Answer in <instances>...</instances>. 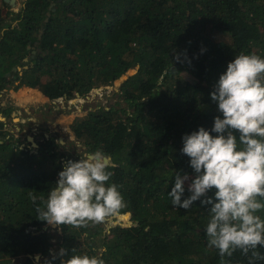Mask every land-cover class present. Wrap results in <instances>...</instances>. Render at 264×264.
<instances>
[{"label":"trees","instance_id":"obj_1","mask_svg":"<svg viewBox=\"0 0 264 264\" xmlns=\"http://www.w3.org/2000/svg\"><path fill=\"white\" fill-rule=\"evenodd\" d=\"M2 3L0 94L29 85L50 99L69 100L139 67L121 82L112 104H97L70 125L84 151L111 156L107 183L120 186L130 224L60 225L51 232L36 208L46 206L64 164L81 153L49 125V136L33 131L38 146H28L11 128L17 107L0 109V264H43L53 256L52 264H61L72 255L104 264H220L218 250L208 246L207 207L196 201L189 210L176 208L168 192L175 172L195 175L181 151L183 136L223 118L211 92L228 63L241 53L264 58V0H24L6 12ZM187 183L182 200L191 195ZM256 214L264 220V210ZM62 248L67 252L59 257ZM257 250L264 255V247ZM250 256L238 249L224 260L249 264Z\"/></svg>","mask_w":264,"mask_h":264},{"label":"clouds","instance_id":"obj_2","mask_svg":"<svg viewBox=\"0 0 264 264\" xmlns=\"http://www.w3.org/2000/svg\"><path fill=\"white\" fill-rule=\"evenodd\" d=\"M211 100L218 104L223 118L216 116L210 130L200 127L183 136L181 151L190 157L195 175L175 172L168 195L176 208L189 210L196 201L207 207L208 246L218 250L220 264H226L225 256L232 257L238 249L244 255L251 253L249 264H255L264 260L257 250L264 247V220L256 214L264 210V58L236 55L219 77ZM109 167V159L100 150L79 161L68 160L46 202L39 198L46 206L36 208L37 219L80 228L120 216L127 205L120 186L107 183L113 175ZM186 182L191 195L182 200ZM213 190L214 196L208 195ZM30 199L36 204L38 198L30 193ZM66 252L62 248L58 256ZM52 260L46 259L44 264H52ZM61 264L104 261L96 256L72 255Z\"/></svg>","mask_w":264,"mask_h":264},{"label":"rangeland","instance_id":"obj_3","mask_svg":"<svg viewBox=\"0 0 264 264\" xmlns=\"http://www.w3.org/2000/svg\"><path fill=\"white\" fill-rule=\"evenodd\" d=\"M23 1L24 0H16L15 6L11 5L12 9L19 10ZM2 4L5 12L10 10V8L6 7L7 5L5 3ZM11 19L12 18L9 16L8 21L14 24L16 21H10ZM37 52L38 50L33 51L32 55L35 57ZM138 67L139 66L137 65L131 67L111 84L100 85L94 88L87 96L77 95L70 100H66L65 97L60 99H50L41 89L29 85H21L18 88H7L0 94V109L7 103H12L17 107L18 114L14 116L15 123L12 122L11 128L16 132H20L17 134H22L19 141H22V139L27 137L28 146L35 148L36 146L34 144L38 143V138L37 135H34L33 131L43 129L44 133L48 134L50 131L46 130V127L49 125L54 131L58 132L59 139L63 136L64 142L62 143H69L71 141V143L68 144L72 145L71 151L76 155H78L77 153H81L79 159L76 160L79 161L91 152L84 151L83 149L86 146L81 143L74 133H72L70 129L72 121L76 116L86 114L89 109L95 107L97 104H112L119 96L118 89L121 82L129 75L135 73L138 70ZM182 74L187 78H193L192 74L188 71H183ZM26 87H32V90H27ZM24 88H26V93H22L23 95H21L20 92ZM0 114L3 115L2 112H0ZM21 122L24 124L23 128L21 126ZM126 214L128 215L127 217L125 216ZM114 222H121L122 224L132 223L133 217L131 212H121L120 216L106 221L105 226L109 227L114 224ZM50 226L49 230L51 232L55 234L60 232V225L50 224ZM51 241L56 243L52 247V250L55 251L57 237L52 238ZM36 256L37 259L41 258L40 254H36Z\"/></svg>","mask_w":264,"mask_h":264},{"label":"water","instance_id":"obj_4","mask_svg":"<svg viewBox=\"0 0 264 264\" xmlns=\"http://www.w3.org/2000/svg\"><path fill=\"white\" fill-rule=\"evenodd\" d=\"M6 2H9V4H11L12 6H15V4H16V0H5ZM53 4H54V2L50 5V8H52V9H54V7H52L53 6ZM50 13H51V11L49 10L48 12H47V17L45 18L46 20H48V18H49V15H50ZM42 31H43V27H41L40 28V32H39V37L41 36V33H42ZM28 57H25V59H27ZM24 67H27V65H24ZM21 66L19 65V66H15L14 67V70H16V69H20L21 70ZM8 74L10 73V71H8L7 72ZM0 118H3V115H1L0 114ZM60 140H61V142H64V138H63V136H61L60 137ZM34 145H36V144H34ZM108 159H109V161H110V156H107V155H105ZM37 257V256H36Z\"/></svg>","mask_w":264,"mask_h":264},{"label":"flooded vegetation","instance_id":"obj_5","mask_svg":"<svg viewBox=\"0 0 264 264\" xmlns=\"http://www.w3.org/2000/svg\"><path fill=\"white\" fill-rule=\"evenodd\" d=\"M4 3H7L6 5L9 4V2H6L5 0H4ZM10 5H11V4H10ZM50 130H51V131H54V130L52 129V127H50ZM49 134H50V132H49L48 134H46V135L49 136Z\"/></svg>","mask_w":264,"mask_h":264}]
</instances>
